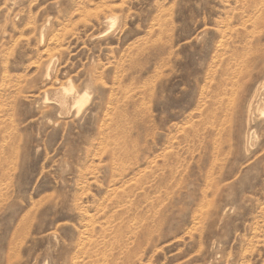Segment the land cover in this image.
I'll use <instances>...</instances> for the list:
<instances>
[{
  "label": "rangeland",
  "instance_id": "1",
  "mask_svg": "<svg viewBox=\"0 0 264 264\" xmlns=\"http://www.w3.org/2000/svg\"><path fill=\"white\" fill-rule=\"evenodd\" d=\"M263 108L264 0H0V264H264Z\"/></svg>",
  "mask_w": 264,
  "mask_h": 264
},
{
  "label": "bare ground",
  "instance_id": "2",
  "mask_svg": "<svg viewBox=\"0 0 264 264\" xmlns=\"http://www.w3.org/2000/svg\"><path fill=\"white\" fill-rule=\"evenodd\" d=\"M108 18V17H107ZM112 18H114V17H112ZM108 19H110V18H108ZM50 62H51V60H50ZM50 62H48V63H50ZM46 66H47V62H46ZM48 67H49V64H48ZM47 77V76H46ZM63 88L64 87H62V90H63ZM65 88H67L66 86H65ZM65 88H64V90H65ZM261 89V88H260ZM63 90V91H64ZM66 91V93H69V94H71L72 93V91H73V89H72V86H69V88L68 89H66L65 90ZM64 91V92H65ZM56 92H57V90H56ZM258 92V91H257ZM50 94V93H49ZM253 94H254V92H253ZM259 94V93H258ZM262 94V93H261ZM44 95H45V93H44ZM52 95H54L53 93H52ZM56 95V94H55ZM68 96H70V95H68ZM76 96V95H75ZM87 94L86 93H84V94H82V95H78V96H76L75 98H74V100L73 99H71L72 101H74V103H72L78 110L77 111H79V110H81L80 108L83 106V105H85V103L87 102V100H88V98H87ZM47 97V96H46ZM55 97V96H54ZM64 97V96H63ZM250 98H252V97H250ZM55 99V98H54ZM65 99H66V97L65 98H60V100L62 101V104L64 105V103H65ZM70 100V101H71ZM256 100V99H255ZM47 101V100H46ZM58 102V101H57ZM59 103H60V101H59ZM251 102L249 101V104H250ZM258 103V102H257ZM260 103V102H259ZM70 105V104H69ZM254 105V104H253ZM59 106V105H58ZM72 106V105H71ZM73 106V107H74ZM256 106V105H255ZM254 106V107H255ZM60 107H61V105H60ZM67 107V106H66ZM65 107V108H66ZM74 107V108H75ZM84 107V106H83ZM248 107V106H247ZM250 107H251V105H250ZM253 107V108H254ZM252 109V108H251ZM65 110V109H64ZM249 110V109H248ZM254 110V109H253ZM80 112V111H79ZM247 112V111H246ZM250 112H251V110H250ZM260 113L262 114V115H264V108L262 109V110H260Z\"/></svg>",
  "mask_w": 264,
  "mask_h": 264
}]
</instances>
